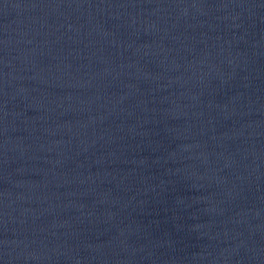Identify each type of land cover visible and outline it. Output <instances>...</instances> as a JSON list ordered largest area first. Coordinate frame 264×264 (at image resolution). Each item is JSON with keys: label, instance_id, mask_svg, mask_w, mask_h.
<instances>
[{"label": "water", "instance_id": "95a60500", "mask_svg": "<svg viewBox=\"0 0 264 264\" xmlns=\"http://www.w3.org/2000/svg\"><path fill=\"white\" fill-rule=\"evenodd\" d=\"M0 264H264V0H0Z\"/></svg>", "mask_w": 264, "mask_h": 264}]
</instances>
